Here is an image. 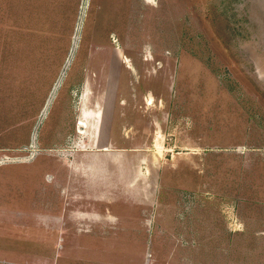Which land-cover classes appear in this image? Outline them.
Here are the masks:
<instances>
[{
  "label": "rangeland",
  "instance_id": "374dc122",
  "mask_svg": "<svg viewBox=\"0 0 264 264\" xmlns=\"http://www.w3.org/2000/svg\"><path fill=\"white\" fill-rule=\"evenodd\" d=\"M0 264H264V0H0Z\"/></svg>",
  "mask_w": 264,
  "mask_h": 264
},
{
  "label": "crops",
  "instance_id": "0c3cea01",
  "mask_svg": "<svg viewBox=\"0 0 264 264\" xmlns=\"http://www.w3.org/2000/svg\"><path fill=\"white\" fill-rule=\"evenodd\" d=\"M78 125H80V124H79V123L77 124V130H78ZM82 127H83V126H82ZM82 129L84 130V127H83ZM83 130H82V131H83ZM78 131H79V130H78ZM82 131H80V132H82ZM109 185H110V184H109ZM84 187L86 188V189H85V193H86V194H89V193H90V188H89V187H90V184H89L88 182H86V183H84ZM19 214H20V213H19Z\"/></svg>",
  "mask_w": 264,
  "mask_h": 264
},
{
  "label": "water",
  "instance_id": "95a60500",
  "mask_svg": "<svg viewBox=\"0 0 264 264\" xmlns=\"http://www.w3.org/2000/svg\"><path fill=\"white\" fill-rule=\"evenodd\" d=\"M80 124V123H79ZM83 127H82V125H78V130L79 131H82L83 129H82Z\"/></svg>",
  "mask_w": 264,
  "mask_h": 264
},
{
  "label": "bare ground",
  "instance_id": "6f19581e",
  "mask_svg": "<svg viewBox=\"0 0 264 264\" xmlns=\"http://www.w3.org/2000/svg\"><path fill=\"white\" fill-rule=\"evenodd\" d=\"M81 125V124H80Z\"/></svg>",
  "mask_w": 264,
  "mask_h": 264
}]
</instances>
